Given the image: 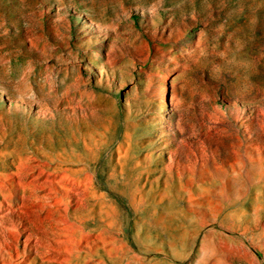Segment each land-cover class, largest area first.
Wrapping results in <instances>:
<instances>
[{
    "label": "rangeland",
    "instance_id": "374dc122",
    "mask_svg": "<svg viewBox=\"0 0 264 264\" xmlns=\"http://www.w3.org/2000/svg\"><path fill=\"white\" fill-rule=\"evenodd\" d=\"M0 264H264V0H0Z\"/></svg>",
    "mask_w": 264,
    "mask_h": 264
}]
</instances>
